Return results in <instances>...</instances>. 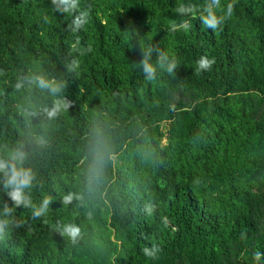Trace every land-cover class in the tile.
Returning a JSON list of instances; mask_svg holds the SVG:
<instances>
[{"label": "trees", "instance_id": "obj_1", "mask_svg": "<svg viewBox=\"0 0 264 264\" xmlns=\"http://www.w3.org/2000/svg\"><path fill=\"white\" fill-rule=\"evenodd\" d=\"M206 2L79 0L89 16L72 33L71 17L53 14L49 0H0V154L23 142L33 199H51L38 218L15 209L0 264H258L256 252L264 260V0H219L217 15L229 3L232 14L216 29L198 18ZM181 4L192 6L184 28ZM139 39L174 57L175 75L145 81L132 64ZM201 57L213 60L207 70H197ZM35 71L65 82L69 107L51 120L24 110L54 98L14 87ZM94 153L104 157L102 180L89 191ZM68 192L79 199L62 204ZM57 221L80 226L75 244L54 232ZM153 244L157 255L145 256Z\"/></svg>", "mask_w": 264, "mask_h": 264}, {"label": "clouds", "instance_id": "obj_2", "mask_svg": "<svg viewBox=\"0 0 264 264\" xmlns=\"http://www.w3.org/2000/svg\"><path fill=\"white\" fill-rule=\"evenodd\" d=\"M51 12L58 15H69L70 23L66 26L67 30L72 33L79 32L87 23L89 12L82 7L79 0H49ZM219 8V0H207L199 12L200 23L206 29H216L223 21L232 14V5L229 3L224 8V15H217L216 9ZM178 16L183 17L180 28L187 26V18L192 13L190 4H181L175 9ZM130 32L131 39L137 35L133 29ZM141 59L139 62L132 63L141 72L143 79L152 82L163 74L175 75L177 70V62L174 57H170L159 46L151 41H146V46H141L140 39L138 41ZM213 60L201 57L196 61L197 70H207L211 67ZM66 68L71 71L77 68V59L72 58ZM15 89L20 90L24 87L34 89L39 92L46 93L54 98V102L50 107H40L34 109L31 106L25 108V116L32 118L42 116L43 120H51L60 109L69 107V102L63 96L65 82L53 76H49L43 72H24L21 73L14 84ZM37 145H42L45 141L42 138L35 140ZM95 147V145H93ZM30 152L23 142H18L15 146L0 154V193L7 197L6 200H0V235L6 234L16 227L18 222L15 219L14 211L17 208L28 209L32 218H38L46 214L49 210L51 199L48 195L42 196L39 201L33 199V190L37 188L38 181L34 169L29 166ZM104 157L99 153H94L90 167L86 173V188L89 191L95 189L102 180V168ZM74 199L79 196L68 192L61 198L62 204H71ZM146 214L152 212V205L145 207ZM161 223L167 225V218L161 217ZM53 230L61 237L75 244L81 236V228L74 222L60 223L57 221L53 226ZM159 251L158 246L151 245L143 248L145 256L154 258ZM261 253L253 254V259L258 264H264L261 260Z\"/></svg>", "mask_w": 264, "mask_h": 264}]
</instances>
